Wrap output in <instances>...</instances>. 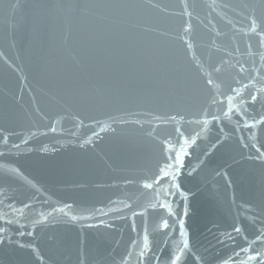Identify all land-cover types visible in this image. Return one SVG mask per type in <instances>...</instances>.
Segmentation results:
<instances>
[{"label":"water","instance_id":"1","mask_svg":"<svg viewBox=\"0 0 264 264\" xmlns=\"http://www.w3.org/2000/svg\"><path fill=\"white\" fill-rule=\"evenodd\" d=\"M184 2L0 0V264H171L185 240L178 264L264 251V123L245 127L264 118L249 31L264 0ZM184 138L187 198L161 181L173 215L144 184Z\"/></svg>","mask_w":264,"mask_h":264},{"label":"snow or ice","instance_id":"2","mask_svg":"<svg viewBox=\"0 0 264 264\" xmlns=\"http://www.w3.org/2000/svg\"><path fill=\"white\" fill-rule=\"evenodd\" d=\"M184 8H185V12L188 16H191L190 12H187V2L185 0L184 2ZM260 29V31L258 32L257 29ZM191 30V24H188L187 27L184 29V31L187 33ZM249 31L252 33H256L258 36H264V16H261L260 20L258 21L256 17H252L250 18V27H249ZM188 49L192 48V44L189 43L187 45ZM220 69L217 68L215 69V71H219ZM241 71H244L243 67H241ZM208 76H210L211 74H207ZM206 83L208 85H214V81L212 79H207ZM256 96L253 95L251 96V100L253 102L256 101ZM233 98L232 97H228V101H229V111H231V103H232ZM243 103V101H242ZM156 119H161V117H156ZM170 120H175V117H169ZM213 119H216V117H213ZM137 123H139V121H137ZM208 123L207 120L203 121V124L206 126ZM258 123H264V118L261 119V121H254L251 125H248L247 122H245V127H250V128H255L257 126ZM54 130V129H53ZM253 139H255V137L253 136ZM195 138L192 139L191 144H195ZM190 146L189 145V140L188 138H184V142L182 145H180L179 149L177 150L176 148H174L171 144H167L166 143V148H165V156H164V162L158 167L157 173L154 176L153 180L151 183H145L144 187L145 188H149L152 189L155 186L160 188V192L157 193V196L159 197L160 195L164 196L163 200H159L157 199V203L151 205L153 208L157 207V205L160 208L163 209H167L168 212L170 214L172 213V206L171 204L167 201V196L170 195H174L175 193H173L172 191L168 190L165 191L163 185L161 184V181H165L168 185L169 189H175L176 192L180 193V195L184 196L185 199L186 194L183 193L181 191L180 188V184L178 182V178L180 176L181 173V168L183 167L184 164V157L186 155H188L189 153L187 152V147ZM247 146V145H246ZM258 158H262L264 159V154H261L260 156H258ZM65 207H70L69 205H66ZM60 211H63V209H60ZM188 212L187 209V204H185L184 206V215L186 216ZM46 219V217H45ZM71 219L76 220L78 219L77 216H72ZM179 225H180V232L181 235L184 236L185 235V229H184V221L183 220H179L178 221ZM162 227L164 229H168L170 227L169 223L167 220H163L162 221ZM5 231L4 229H0V232ZM234 231L236 232H240L241 229L239 227L234 228ZM257 240H264V233H261L260 235H258L256 237ZM144 247L148 248V236L147 234H145L144 236ZM188 248V242L187 240L184 241V249H179L177 254H175L171 260V264H178V262L181 260V257L184 255V250ZM37 255H39L37 253ZM141 256H144L145 253L142 251L140 253ZM257 256H260L262 260H264V251H261L259 253H257L256 255H252L248 257V264H251L252 261H255L257 259ZM41 260L43 259V257H39ZM197 259H199L197 257Z\"/></svg>","mask_w":264,"mask_h":264}]
</instances>
